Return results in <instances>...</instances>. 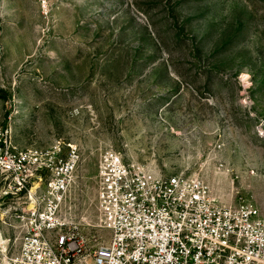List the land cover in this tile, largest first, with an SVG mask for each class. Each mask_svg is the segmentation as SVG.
<instances>
[{"label":"rangeland","instance_id":"374dc122","mask_svg":"<svg viewBox=\"0 0 264 264\" xmlns=\"http://www.w3.org/2000/svg\"><path fill=\"white\" fill-rule=\"evenodd\" d=\"M0 126L19 149L80 148L64 212L88 249L110 239L107 152L264 212V0H0ZM12 207L0 203V264L23 236Z\"/></svg>","mask_w":264,"mask_h":264},{"label":"built area","instance_id":"2783aa9c","mask_svg":"<svg viewBox=\"0 0 264 264\" xmlns=\"http://www.w3.org/2000/svg\"><path fill=\"white\" fill-rule=\"evenodd\" d=\"M80 148L19 149L0 126V203L22 229L13 264H264V212L224 206L197 175L151 176L107 152L97 172V205L110 239L87 248L64 207Z\"/></svg>","mask_w":264,"mask_h":264}]
</instances>
